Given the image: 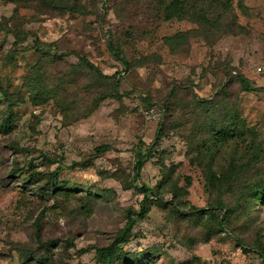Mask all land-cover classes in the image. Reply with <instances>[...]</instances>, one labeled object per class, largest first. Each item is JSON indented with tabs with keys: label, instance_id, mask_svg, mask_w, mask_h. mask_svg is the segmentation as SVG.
<instances>
[{
	"label": "rangeland",
	"instance_id": "rangeland-1",
	"mask_svg": "<svg viewBox=\"0 0 264 264\" xmlns=\"http://www.w3.org/2000/svg\"><path fill=\"white\" fill-rule=\"evenodd\" d=\"M169 1L0 0V264H263L264 0Z\"/></svg>",
	"mask_w": 264,
	"mask_h": 264
},
{
	"label": "trees",
	"instance_id": "trees-1",
	"mask_svg": "<svg viewBox=\"0 0 264 264\" xmlns=\"http://www.w3.org/2000/svg\"><path fill=\"white\" fill-rule=\"evenodd\" d=\"M4 1H12V2H15L17 0H4ZM190 1H193V0H188V2L190 3ZM202 1H207V0H202ZM225 3H227L226 0H223ZM47 2V1H46ZM184 0H171L168 2V4H166L164 6V9L166 10H173L174 8H176L178 5H180L181 3H183ZM212 2H214V0H212ZM172 14V13H171ZM170 14V15H171ZM241 82L243 85H246V87L250 88L249 85L246 83L245 79H243L242 77L240 78ZM260 89H264V88H260ZM47 97H50L47 96ZM34 98H32L33 100ZM46 100H44L43 98L40 99L39 102H36L34 101L35 104H42V103H45ZM148 114V112L146 113ZM4 122H2L1 124V127H2V130H4V133H8L10 131V127L8 125V120L5 119L3 120ZM6 122V123H5ZM234 128L233 129H229L225 126L223 127H218L216 129H213L212 131L213 132H210L211 134V140H209L211 143L210 145L212 147H216V146H221L223 144H227L231 137H235V132L237 129L239 128H236L237 126H233ZM238 137L239 136H243L245 135V132L242 131V132H239L236 134ZM162 134L157 132L156 133V136H155V139H154V142H157V140L159 141L160 138H161ZM255 148H256V145L253 143H251L249 146H248V149L245 150V153L242 155V156H246L247 159L246 161H249V162H255V160L259 159L257 156V153L255 151ZM103 148L100 147V148H97V150H102ZM241 156V157H242ZM142 163H143V158L142 156L138 159V161L134 164V167L137 171V176L140 175V170H141V167H142ZM229 167L231 168H236L235 165L233 164H229ZM49 178H51L52 180H55L57 179V174L56 172H51L47 175ZM214 182V176H211V179L209 180V183L210 184H213ZM145 186V185H143ZM65 187H63L61 190H67V189H64ZM256 190L253 192H258V193H262L264 191V182L260 183L258 185V187H255ZM138 191H141L144 196H143V199L141 201V204H140V208L137 212H134V214L137 215V217H134L132 215L128 216V223L126 225V230L127 232H130L134 223L136 222V218H141L145 215V213L148 211V206L145 204V202H147L148 200H151V199H155L158 203L159 201H161V197H160V194L158 193V191H155V192H152L151 189H147V188H137ZM148 196H150V198H148ZM165 202H161L159 204L160 207H163ZM128 241V238L126 237V234L124 235V232L121 233L119 236H117L115 238V240L108 246H104V247H99L97 248V252L99 253L100 257H101V261L103 263H106L108 264L109 261H111L113 258H117L118 256V252L119 250L122 249L123 245H125ZM259 256L261 257V262L264 264V245L261 244L260 246V249H259Z\"/></svg>",
	"mask_w": 264,
	"mask_h": 264
},
{
	"label": "built area",
	"instance_id": "built-area-1",
	"mask_svg": "<svg viewBox=\"0 0 264 264\" xmlns=\"http://www.w3.org/2000/svg\"><path fill=\"white\" fill-rule=\"evenodd\" d=\"M256 70L258 71V72H260V71H262V67L261 66H258L257 68H256ZM148 117L149 118H155V113H154V111H153V109H150L149 111H148Z\"/></svg>",
	"mask_w": 264,
	"mask_h": 264
}]
</instances>
